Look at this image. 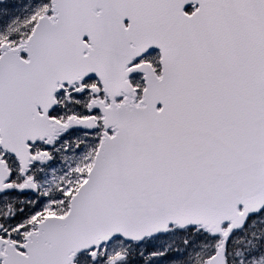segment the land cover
Masks as SVG:
<instances>
[{
	"label": "snow or ice",
	"instance_id": "obj_1",
	"mask_svg": "<svg viewBox=\"0 0 264 264\" xmlns=\"http://www.w3.org/2000/svg\"><path fill=\"white\" fill-rule=\"evenodd\" d=\"M0 264H264V0H0Z\"/></svg>",
	"mask_w": 264,
	"mask_h": 264
},
{
	"label": "rangeland",
	"instance_id": "obj_2",
	"mask_svg": "<svg viewBox=\"0 0 264 264\" xmlns=\"http://www.w3.org/2000/svg\"><path fill=\"white\" fill-rule=\"evenodd\" d=\"M6 2H12V0H6Z\"/></svg>",
	"mask_w": 264,
	"mask_h": 264
}]
</instances>
